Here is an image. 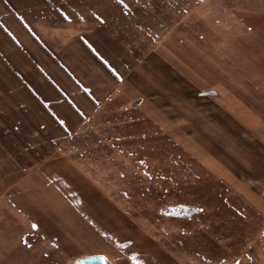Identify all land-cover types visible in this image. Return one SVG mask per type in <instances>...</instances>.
Masks as SVG:
<instances>
[{"label": "crops", "instance_id": "1", "mask_svg": "<svg viewBox=\"0 0 264 264\" xmlns=\"http://www.w3.org/2000/svg\"><path fill=\"white\" fill-rule=\"evenodd\" d=\"M58 2L0 0V205L33 212H41V206L42 217L51 221L48 226L69 228L82 209L65 214L67 199L83 193L71 181L85 174L91 180L92 172L97 176L90 164L111 161L114 137H120L125 143L147 140L158 153L161 142L182 145L221 182L264 211V75L228 71L207 59L204 49H192L193 42L188 50L197 60H189L181 73L176 54L170 53L172 44L162 41L142 56L136 53L135 65L123 66L122 55L110 46L115 28L107 22L114 6L91 9L82 17ZM116 38L123 39L120 34ZM183 100L189 112L181 125L171 110ZM147 102L153 105V118ZM162 105L170 108L169 121H162ZM114 131L127 136H114ZM102 146L105 152L98 149ZM50 177L56 182L48 181ZM33 188L42 192L35 194ZM84 191L94 196L85 201L95 202L84 215L91 223L104 222L106 238L116 226H135L125 218L126 209L104 198L102 189ZM179 205L193 204L172 203L159 212ZM93 236L111 250L100 234ZM82 250L83 256L103 254L101 249ZM119 259L118 264H137L125 255Z\"/></svg>", "mask_w": 264, "mask_h": 264}, {"label": "rangeland", "instance_id": "2", "mask_svg": "<svg viewBox=\"0 0 264 264\" xmlns=\"http://www.w3.org/2000/svg\"><path fill=\"white\" fill-rule=\"evenodd\" d=\"M61 1L67 5L65 11L72 9L74 15L82 17L91 9L114 6V15L107 22L115 28L110 46L115 54L122 55L123 66L135 65L138 54L148 53L162 41L172 44L170 53L176 54L181 73L186 71L189 60H197L198 56L188 50L189 42H193L192 49H204L207 59L217 60L228 71L240 68L242 74L264 75V0ZM118 34L122 40H116ZM166 48L169 53V46ZM197 65L201 67L200 59ZM123 66L118 70L123 72ZM183 102L171 110L181 125L189 112ZM146 106L152 109L148 116L153 118V105L147 102ZM161 112L165 117L162 121H169L170 108L162 105ZM148 116L146 121H152ZM118 134L127 136L126 131L113 132L114 136ZM92 138L99 139V135L83 140ZM114 148L111 161L106 163L102 158L90 164L92 168L96 166L97 176L92 172L91 180L85 174L71 181L83 193L67 199L65 214L71 208L82 209L69 228L62 224L57 228L48 226L51 221L42 217L41 206H37L41 212H33L21 210L16 204L0 205V264H73L83 256L84 248L101 249L112 264H118L121 255L135 259L137 264L153 260L156 264H264V211L221 182L185 147L161 142L158 153L147 140L137 138L125 143L114 137ZM98 149L105 152L104 146ZM48 181L56 179L50 177ZM90 186L102 189L104 198L124 207L125 218L135 226H116L114 234L106 238L105 227L101 226L104 222L91 223L84 215L95 205L85 201L94 197L85 194ZM38 189L32 192L36 194ZM79 200L83 201L81 207ZM172 203L201 206L203 211L196 217L174 215L170 210L159 212ZM33 213L31 225L28 220ZM93 232L107 240L110 251Z\"/></svg>", "mask_w": 264, "mask_h": 264}, {"label": "water", "instance_id": "3", "mask_svg": "<svg viewBox=\"0 0 264 264\" xmlns=\"http://www.w3.org/2000/svg\"><path fill=\"white\" fill-rule=\"evenodd\" d=\"M203 94H211L212 92H202ZM180 208H183L181 211ZM174 211H170L173 214H179L183 217H196L202 212V207L195 205H179L175 206ZM111 261L104 254H91L81 256L73 261V264H110Z\"/></svg>", "mask_w": 264, "mask_h": 264}]
</instances>
